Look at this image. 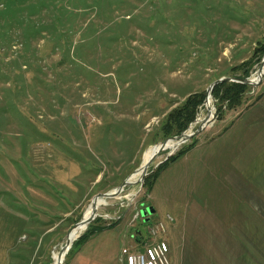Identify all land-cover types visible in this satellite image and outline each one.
<instances>
[{
  "label": "rangeland",
  "instance_id": "obj_1",
  "mask_svg": "<svg viewBox=\"0 0 264 264\" xmlns=\"http://www.w3.org/2000/svg\"><path fill=\"white\" fill-rule=\"evenodd\" d=\"M263 43L264 0H0V264H52L73 241L63 264L80 235L104 230L123 243L126 236L127 252L142 248L156 216L152 187L172 161L155 173L262 95ZM245 77L254 84L241 103L223 102L219 114L209 86ZM194 93L204 99L182 132L206 116L209 123L158 151L142 183L97 199L96 215L71 241L95 195L139 176L143 156L182 133L165 137L162 126ZM146 178H154L149 189ZM161 220L168 242L175 219ZM53 225L38 254L33 240Z\"/></svg>",
  "mask_w": 264,
  "mask_h": 264
},
{
  "label": "crops",
  "instance_id": "obj_2",
  "mask_svg": "<svg viewBox=\"0 0 264 264\" xmlns=\"http://www.w3.org/2000/svg\"><path fill=\"white\" fill-rule=\"evenodd\" d=\"M234 113L154 182V220L175 219L167 224L169 264H264V92ZM53 227L33 240L38 254ZM106 232L77 245L63 264H124L127 237Z\"/></svg>",
  "mask_w": 264,
  "mask_h": 264
},
{
  "label": "trees",
  "instance_id": "obj_3",
  "mask_svg": "<svg viewBox=\"0 0 264 264\" xmlns=\"http://www.w3.org/2000/svg\"><path fill=\"white\" fill-rule=\"evenodd\" d=\"M258 51L264 52V43L260 48H258ZM247 84L243 82H237V81H227L223 80L219 83H217L213 88V94L214 96L220 100V105H218V113L221 114L222 104L223 102H227L228 107H236L239 105L242 101L243 94L245 93L247 89ZM204 99L203 93H194L187 97L184 104L182 106H178L176 109L172 110L167 116V119L165 123L162 126L163 134L165 137L176 135L181 133L188 124L193 121L196 113L197 106L202 103ZM194 146V143H190L187 146H184L180 148L174 155H172L170 158H168L164 163L160 165L159 170L155 173L154 176H156L162 169H164L169 162L175 160L177 157L184 154L188 149ZM148 178H146V182L144 183V186H147V188H151L153 184V179L149 180L147 183ZM104 228L101 227L100 229ZM95 232L91 231L88 235L93 234ZM87 235L82 234L79 236L77 241L75 242V246L79 245L81 242L86 240ZM137 238H141V235H135Z\"/></svg>",
  "mask_w": 264,
  "mask_h": 264
},
{
  "label": "built area",
  "instance_id": "obj_4",
  "mask_svg": "<svg viewBox=\"0 0 264 264\" xmlns=\"http://www.w3.org/2000/svg\"><path fill=\"white\" fill-rule=\"evenodd\" d=\"M148 217L146 222L150 220V216ZM167 218L172 220L169 215ZM165 232L166 224L163 220L150 221L146 227L147 239L144 246L136 251H126L123 257L125 264H169V245L164 238ZM136 235H141V230H138ZM142 238L141 236L140 239Z\"/></svg>",
  "mask_w": 264,
  "mask_h": 264
},
{
  "label": "water",
  "instance_id": "obj_5",
  "mask_svg": "<svg viewBox=\"0 0 264 264\" xmlns=\"http://www.w3.org/2000/svg\"><path fill=\"white\" fill-rule=\"evenodd\" d=\"M263 66H264V57H263V59L261 60V64H260V68H259V71H258V76H259V78H260V76H261V74H262V71H263ZM228 79H230V78H219V79H217V80H215L210 86H209V88H208V92L209 93H211V91H212V89H213V87L217 84V83H219V82H221V81H223V80H228ZM233 80H235V81H240V82H244V83H249V84H254V82L253 81H251V79H249V78H234ZM210 114V113H209ZM208 114V115H209ZM210 116H206L205 117V119H204V122L196 129V130H194L193 132H190V133H187L186 131L188 130H185L184 132H182L181 134H179V135H176V136H174V137H172V138H170V139H168V140H175V141H181V142H185L186 140H188V139H190L192 136H194V135H196L198 132H200L208 123H209V121H210ZM168 140H165V141H162L161 143H159V148L157 149V151L156 152H154L150 157H149V159L146 161V163L142 166V168H143V170H142V175H141V177H140V179L138 180V181H136V182H141L142 183V179H143V177H144V175L146 174V170H147V168H148V166H149V164L151 163V161H152V159L156 156V154H157V152L158 151H160V150H162V149H165L166 147H165V144L167 143V141ZM172 151V150H171ZM171 154V152H169V155ZM131 176V175H130ZM129 176V177H130ZM129 177L128 178H126L119 186H117L116 188H114V189H112L111 191H109V192H105V193H99V194H97V195H95L93 198H92V200H91V205H92V207H93V214L89 217V218H87V219H81L79 222H81V223H89L93 218H94V216L96 215V210H97V204H96V200L98 199V198H109V197H114V196H117L122 190H123V187L125 186V185H127V184H131V183H133V182H131L130 180H129ZM150 210H151V212H153V208L152 207H150ZM149 219V217H146L145 218V220H148ZM79 222H77L74 226H73V228L79 223ZM86 224V225H87ZM72 228V229H73ZM71 229V230H72ZM138 230H136V232H137ZM73 242V241H72ZM72 242H69V241H66L65 242V244H64V246H63V248H62V252H61V254H60V257L62 256V255H64L65 256V254H66V252H67V250L70 248V246H71V244H72ZM61 260L59 261V264H61Z\"/></svg>",
  "mask_w": 264,
  "mask_h": 264
},
{
  "label": "bare ground",
  "instance_id": "obj_6",
  "mask_svg": "<svg viewBox=\"0 0 264 264\" xmlns=\"http://www.w3.org/2000/svg\"><path fill=\"white\" fill-rule=\"evenodd\" d=\"M207 101H210V99L208 98L207 99ZM202 119V118H201ZM200 119V120H201ZM198 120H199V118H198ZM197 120V121H198ZM190 130H189V128H188V130L186 131L187 133L189 132ZM182 142L181 141H175V140H169V141H167V143L165 144V147H169V148H171L172 150H174V149H176L180 144H181ZM159 148V144H156L154 147H153V149L152 150H150L147 154H145L144 156H143V163H142V165L139 167V171H138V174H139V176H137V177H135V176H133V177H131V178H129V180L130 181H133V182H135V181H138L139 179H140V177H141V175H142V170H143V168H142V166L146 163V161L149 159V157L154 153V152H156L157 151V149ZM98 199H100V198H98ZM91 203L85 208V211H84V214H83V218L82 219H87V218H89V211H90V209H91ZM85 224L86 223H80V225L78 226V229L77 228H74L71 232H75V230L77 229V231L75 232V234H73V236H72V238H71V241L73 240V239H75L76 237H77V235L85 228ZM70 232V233H71ZM57 255V254H56ZM56 255H53V261H52V264H57L58 263V261H59V259H60V256L59 257H57Z\"/></svg>",
  "mask_w": 264,
  "mask_h": 264
}]
</instances>
